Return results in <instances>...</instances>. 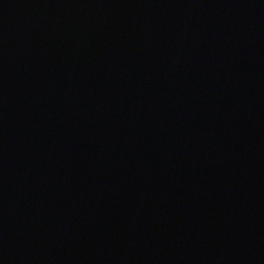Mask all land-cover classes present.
<instances>
[{
  "label": "water",
  "instance_id": "obj_1",
  "mask_svg": "<svg viewBox=\"0 0 264 264\" xmlns=\"http://www.w3.org/2000/svg\"><path fill=\"white\" fill-rule=\"evenodd\" d=\"M0 264H264V0H0Z\"/></svg>",
  "mask_w": 264,
  "mask_h": 264
}]
</instances>
